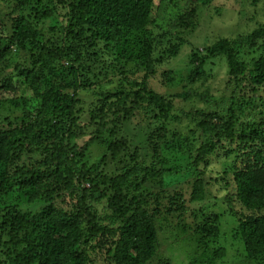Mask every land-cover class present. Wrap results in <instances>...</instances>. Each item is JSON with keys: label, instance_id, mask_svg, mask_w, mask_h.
Segmentation results:
<instances>
[{"label": "trees", "instance_id": "1", "mask_svg": "<svg viewBox=\"0 0 264 264\" xmlns=\"http://www.w3.org/2000/svg\"><path fill=\"white\" fill-rule=\"evenodd\" d=\"M10 1L12 11L4 12L0 6V264H88L96 250L90 242L101 237L105 241L100 249L109 244L106 253L114 264H148L157 252V219L167 221L168 215L185 212L183 193H175L177 199L166 195L168 203L163 204L152 183L171 186L192 172L190 201L207 198L211 184L215 198L226 191V214L237 223L234 237L247 259L262 264L264 112L258 100L264 89V24L248 17L250 23L254 20L252 30L217 37L191 51L193 68L186 82L191 86L204 78L208 60L222 55L229 68L228 82L234 81L227 97L188 90L167 95L147 86V78L155 74V69L148 70L179 54L186 43L181 35L195 30L198 10L213 0H185L189 8H179L181 0H159L160 11L175 12L168 18L170 27L152 18L155 0L0 3L8 6ZM257 2L252 0L253 5ZM57 13L66 23L51 27L52 31L59 26L60 42L51 37L43 41L40 24ZM150 24L158 29L155 37L149 36ZM130 39L137 49L131 56L146 67L144 78L128 79L120 90L109 89L103 81L92 83L90 73L96 68L80 62L81 57L100 66L103 58L115 57L116 63H107V70L115 69L118 60H130L122 50ZM161 39L166 45L159 44ZM22 50L37 55L21 69L16 61ZM107 70L101 72L102 79L107 80ZM168 73L162 72L164 86L170 82ZM14 81L23 87L21 93L4 98L3 93L16 92ZM121 84L120 80L118 87ZM176 98L190 107L186 114L193 127L187 133L172 126L181 121L174 113ZM85 113L96 123L87 142L107 146L115 157L127 144L124 137L116 138L121 125L143 117L150 128L145 142L152 146L154 161L148 165L133 153L129 163L120 158L126 164L118 173L87 169L79 158L89 144L75 143L89 133L78 127L77 119ZM221 149L231 161H226L219 177L205 179L210 158ZM35 202L43 204L38 211L19 209ZM211 219L195 226V238L204 251L190 264H215L225 256L220 244L209 255V244L220 234V216Z\"/></svg>", "mask_w": 264, "mask_h": 264}, {"label": "rangeland", "instance_id": "2", "mask_svg": "<svg viewBox=\"0 0 264 264\" xmlns=\"http://www.w3.org/2000/svg\"><path fill=\"white\" fill-rule=\"evenodd\" d=\"M158 1L159 0H155L152 18L155 16L162 25L170 27L168 18L174 15L175 12L172 10V15H170L164 11H160L161 6H159V9L157 7ZM8 3V6L3 2L0 3V6L4 8V12H10L14 7L13 2L10 1ZM177 5L179 8L190 7V3L185 0L177 2ZM251 16L252 18L254 16V18L258 19L261 24H264V0H259V2L254 5L252 4V0H213L208 7L200 8L197 13L198 25L195 30L191 34H186L184 32V34L181 35L186 39V43L182 46L179 54L176 57L163 62L161 65L156 64L155 68L153 67L149 69L148 72L155 69V74L147 78V86L154 88L157 92L165 93L167 95H176L183 90H188L190 93L199 91L208 92L210 95L217 98L227 97L234 87V81L228 82L229 68L225 58L222 55H217L208 60L209 62L205 67L206 76L190 86V84L186 82L188 78L187 76L193 68V66L189 65V56L193 49L197 48L201 50L204 46H206V44H210L217 37L234 36L236 34L252 30L254 27V20L252 21L253 23L248 21V17ZM56 24L63 27L66 25L63 17L59 16L58 13L53 19L45 20L40 24V28L44 30V36L42 38L43 41H46L48 37H51L54 40L55 38H58L60 42L61 32L57 31L59 26L51 31V27ZM148 30L153 32L149 33L150 37H155L158 34V29L154 28L151 24L148 27ZM161 43L166 45V39H161L159 44ZM123 44L124 47L122 50L124 48L126 49L125 55L130 60H118L115 69L110 67V70H107V63H116L115 57L103 58L102 60L104 63L101 66L98 61L81 57L80 62L83 64H94L96 68L94 73H90L92 83L103 81L102 84L107 85L109 89L112 88L113 90H120L125 87L124 85L128 79L133 80L134 77H137L139 80H142L144 78L146 67L139 66V63L134 61V58L131 56V54H135L134 52L137 51V49L134 50L132 48L133 41L130 39L123 42ZM36 55V51L32 53L30 50H22L18 54L16 63H19L22 69L30 60L36 59ZM98 67H101V71ZM104 70H107V80L102 79L104 75L101 72H104ZM165 70L169 71L168 76L170 77V82L167 83L166 86L162 84V72ZM10 72L15 78H17V71L12 70ZM122 74L125 75L122 76ZM120 80L122 81V84L118 87V82ZM14 88L16 90L15 93L5 92L3 93V97L10 98L13 95H19L23 87H21L19 83H16ZM26 95H28V93H26ZM82 95L87 101H91L92 97L90 95L83 93ZM261 95V100H258V105L264 112V89L261 92ZM174 104L176 107L174 113L181 118V121L179 122L178 120V122H175L172 126L175 127V130L178 132L187 133L188 129L193 127L191 118L188 114H186L190 107L185 103V101L179 98L175 99ZM201 105L202 104L199 103V106ZM255 109L257 111V108ZM142 118L143 117H138L137 115L132 118L131 121H126L121 125L116 138L124 137V139L127 140V144L123 147L121 154L115 157L113 156L114 153L109 151L107 146L100 145L95 142L91 144L87 142L90 137V132L95 128L96 123L89 120L87 113L80 116V118L77 119L79 120L78 127L82 131L89 132L82 138L75 140V143L79 146L83 145V143L85 145L89 144L88 148L80 155L81 157L79 159L81 163H83L87 169L94 166L110 175L118 173L120 168L122 169L126 163L130 162V154L136 153L139 160H145V162L149 165L150 162L154 161V157L152 159V146H148L145 142L148 133L147 130L150 128L146 129L147 124L142 121ZM106 134L108 135V133ZM225 151L226 150L221 149L218 155H214L210 158L209 162L211 163L210 165H207L208 171L205 174V179H209L211 177L213 180L212 176L216 175L219 177L221 175L222 170L225 169L224 165L226 161L228 163L231 161L224 156ZM120 158L125 160L126 163L124 161H120ZM204 167L205 166L203 165L201 169L204 170ZM193 176L194 173L192 172L186 180L175 183L171 186L164 185L161 187L160 185L152 183L153 189L156 190V193H159L158 195L161 197V202H163V204L168 203L166 195L167 197L173 195V197L177 199L178 197H175V193H183L185 212L183 214L176 213L168 215L167 221L158 220L159 218L157 219V252L153 260L148 264H190L193 258L195 259L201 257L202 252L204 251V246L196 240L194 229L196 225L204 223L206 218H208V221L211 222V218L215 214L220 216V234L214 243L209 244V255L212 253L215 246H218V244L225 248V256L222 259L217 260L215 264H260V260L255 262L246 258L242 243L234 237L235 235L233 231L236 228L237 223L233 216L226 214L228 209L224 200L226 191H223V193L215 198L212 194L215 193L216 187L211 184L209 185L211 191L209 190L207 198L202 201H190L192 189L191 182ZM150 200L153 201L152 198ZM7 201L12 202L13 200L12 198H9ZM181 201L182 200H179L178 202ZM57 202H59V200ZM42 206L43 204L40 202L30 204L24 203L19 206V209L22 212L38 211ZM98 208L100 209V206H98ZM237 210L241 211L242 208L237 207ZM99 212L103 213L102 209H100ZM197 237L199 238L200 235L197 234ZM107 238L110 239L109 236H107ZM103 241L105 240L101 237L90 242V245L92 247L94 245L96 250L91 253V262H88V264H114L111 257H108L106 253L109 244H105L102 247L103 249H100ZM262 264H264V258L262 260Z\"/></svg>", "mask_w": 264, "mask_h": 264}]
</instances>
